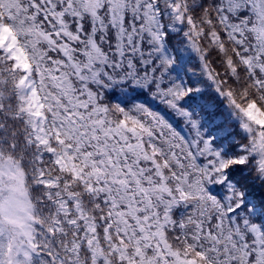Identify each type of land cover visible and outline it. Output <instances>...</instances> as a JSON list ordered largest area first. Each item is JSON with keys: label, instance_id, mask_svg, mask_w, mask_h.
<instances>
[{"label": "snow or ice", "instance_id": "obj_1", "mask_svg": "<svg viewBox=\"0 0 264 264\" xmlns=\"http://www.w3.org/2000/svg\"><path fill=\"white\" fill-rule=\"evenodd\" d=\"M0 264H264V0H0Z\"/></svg>", "mask_w": 264, "mask_h": 264}]
</instances>
